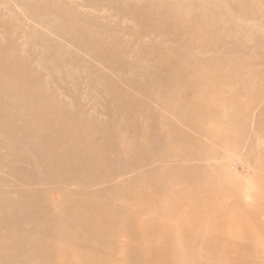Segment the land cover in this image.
Instances as JSON below:
<instances>
[{"label":"rangeland","instance_id":"374dc122","mask_svg":"<svg viewBox=\"0 0 264 264\" xmlns=\"http://www.w3.org/2000/svg\"><path fill=\"white\" fill-rule=\"evenodd\" d=\"M150 8L162 14L153 20L158 27L155 30L139 19L138 10ZM80 24L91 33V42L114 44L115 54L105 55L109 63L102 60L104 53L95 51L75 29ZM0 42L10 54L28 60L56 99L72 111L82 108L84 120L93 127L99 125L109 131L117 125L119 133L130 136L126 126H120L123 114L114 115L117 99L108 96V91H116L119 86L145 103L139 127L134 130H141L147 113L153 118L146 125L147 132L154 137L158 130L162 133L155 139L168 158L174 152L185 153L187 142L168 135L170 126L165 119L201 137L204 159H169L160 164L163 171L161 181H157L159 187L170 181L175 185L168 203L156 210L161 216L171 217L169 221L175 224L163 233L155 227V219L148 230L152 242L148 246H163L167 242L162 234L175 233L174 240L168 242L174 241L169 248L178 259L166 256L165 264H264V0H0ZM164 46L198 59L202 77L199 89H204V95L210 89L207 98L220 91L223 95V100L214 101L216 107L202 120L205 123L197 121L202 133L184 126L137 90L136 86L147 84V76H161L153 54ZM187 62L191 64L190 58ZM210 74L217 75L216 79L211 81ZM4 137L11 139L0 133V140ZM135 141L139 145L140 137ZM114 164L118 172L105 188L117 185L122 189L126 179L139 173L131 161ZM121 165L127 167L118 170ZM186 165L193 167L189 174L196 180L194 188L185 179L186 172L181 171ZM46 170L33 171L0 145V264H7L16 255L15 264H48L45 260L54 259L55 264H146L137 250L146 242L141 238V229H136L137 240H130L133 230L120 233L124 247L120 238L117 242L113 237L127 226L128 219L112 230L108 225L87 228L100 217L82 214L76 201V205L64 202L66 198L78 200L76 192L86 188L57 187L47 178ZM100 185L87 188L85 191L94 197H83L81 204L93 207L104 203L95 194ZM198 188L204 192L200 197ZM166 190L162 191L164 198ZM108 195L116 202H126L122 191H110ZM177 200L175 206L179 209L174 206ZM207 201L215 211L206 214L205 228L195 226L204 220L203 215H198L195 222L186 217L203 213ZM118 211L124 212L122 208ZM27 214L30 217L26 219ZM223 216L239 221L233 224L231 218H225V222ZM215 219V226L229 235L211 229L214 225L210 221ZM188 228L193 232L185 234L189 240L185 244L182 237ZM211 241L222 243L223 251L208 247ZM114 249L116 256H109Z\"/></svg>","mask_w":264,"mask_h":264},{"label":"bare ground","instance_id":"6f19581e","mask_svg":"<svg viewBox=\"0 0 264 264\" xmlns=\"http://www.w3.org/2000/svg\"><path fill=\"white\" fill-rule=\"evenodd\" d=\"M138 11L140 12V22L151 24L153 30L158 28L153 25V20L158 16H162L160 12L152 8L150 10L139 9ZM75 29H79L78 31L82 32V37L88 39L95 51L97 49L98 52L104 53V55H101L103 61L108 62V57L105 56L107 52L115 54L116 48L113 47V43H103L100 40L91 42V33L87 32L88 29L83 24H80ZM101 49L103 50L99 51ZM153 57L156 62V69L161 76L158 75V79H152L147 76V84L136 86L137 90L145 97L153 99L163 109L169 111L184 126L202 133L198 128L197 121L204 120L210 112L214 111L216 107L214 101L223 100L221 91L217 93L220 95L214 93L216 94L215 97L207 98L209 92L207 90L210 89L205 90V95L204 89H199L201 84L198 81H201L200 78H202L199 74L200 62L198 63V59L193 55L181 53L174 48L168 49V47L164 46L161 50H157ZM189 58L191 64L187 62ZM210 76L211 81H213L217 75L213 76L210 74ZM218 90L219 88L216 91ZM114 94L116 95L113 96ZM108 96L117 99L118 106L114 115L123 114L124 121L120 126H126L127 133L130 134L129 137H126V134L119 133L116 128L118 127L117 125L112 126L109 131H104L102 126L93 127L91 124L86 123L84 120L85 111L82 108L80 111H72L65 103L56 99L53 92L44 84L40 74L30 67L28 60L22 59L18 55L10 54L6 46L0 42V133L11 138L8 140V138L4 137V139L0 140V145L10 150L13 158L17 161H23L31 166L33 171L46 168L47 178L58 184L57 187L78 185L81 189L83 186L87 189L92 185L101 184L99 191H97L99 194H95L100 195L99 197L103 199L104 203L102 204L93 207H85L81 204L83 197H94V194L88 193L85 191L86 189L75 191L79 194L78 200L66 198L64 202H69L68 204L71 205L76 201V207L82 214L84 213L96 219L100 217L99 220L91 221L87 228H90V226L102 227L108 225L112 230L122 224L125 219H128L127 226L117 232L113 237V241L117 240L118 242L120 238L121 246L125 247L126 244L122 242L120 233L133 230L130 240H137L140 238L136 229H141L144 232L141 238L146 241L137 247L142 256L141 259L146 264H165L166 256L170 258L174 256L178 259L177 254L172 253L169 248V245L174 241L168 242L172 238L174 240L175 233H172L173 235L171 233L162 234V240L167 242L163 246L159 245L155 248L148 246V242L152 245L148 230L152 228V223L155 219V227L163 233L168 228H172V224H175L169 221L171 217L161 216L156 210L159 205H162L163 208L168 203V197L174 192L172 186L175 185V183L170 181L166 186L159 187L157 181H161L160 176L163 171L160 164L169 162V159L174 161H199L204 159L205 152L203 153L200 149L201 137L194 132L189 133L186 129L178 128L176 126L178 124L170 123L165 119L170 126L167 128L168 135L176 140L183 139L187 142L184 147L186 149L185 153L174 152L168 158L167 154L158 148V143L155 139V137L161 138L162 133L158 130L157 135L154 137L153 133L147 132L148 122H152L151 119H153L147 117V113L143 117L144 124L141 130H134L136 126L139 127L142 118L140 111L144 114L142 111V108L145 107L143 100L119 86L116 91H108ZM200 102L202 105L199 104ZM184 109L192 111L191 114L184 113ZM202 122L205 123V121ZM155 126L157 129L160 127L157 122ZM138 137L141 139L139 145L135 141ZM23 150H27V152ZM115 161L120 164L131 161L134 168L139 170V173L137 171V174L133 177L126 179L122 189L117 185L115 187H104L105 184L113 180L115 173L118 172L115 167L113 168ZM122 165L121 167L119 166L118 170H123V168L127 167ZM192 170L193 167L190 165L181 168V171L186 172L185 179L193 184L190 183V187L194 188L196 180L189 174ZM164 190H166L167 196L165 198L162 195ZM110 191L117 194L122 191L123 199L126 202H116L112 198L109 199L108 194ZM202 194H204L203 189L198 188L197 196L200 197ZM180 200H183V198ZM176 203H179L178 200L174 203V206ZM178 207L175 206L176 209H179ZM214 207L211 201H207L203 207V213H190L186 218L194 221L195 218L200 217L198 215H203L204 220L196 222L195 226L197 224L205 228L207 223L205 219L208 217L206 214L209 211H215ZM34 208L33 210H35ZM118 208L120 210L122 208L124 212L118 211ZM29 217L30 215L27 214L26 219ZM140 217L141 223L139 221ZM223 218V221H225V218H231L232 223L239 221V218L235 221L236 218L231 216H223ZM15 219L20 220L19 217H15ZM214 221L217 222V219L210 221L214 225L211 229H216L215 233H222V229L217 225L215 226ZM16 222L19 223V221ZM79 224L81 225V222ZM134 231L136 232L135 235ZM190 232H193L191 228L184 232L183 243L188 244L189 240L186 241L187 237L185 234ZM223 232L222 236L230 234L228 231L223 230ZM124 234L126 233L124 232ZM208 247H213L219 253L223 251V244H218L215 241H211ZM164 254L165 256L163 257ZM112 255L116 256L115 249L109 254V256ZM17 256L10 259L7 264L16 261ZM45 262L55 264L57 260L54 259L51 262L45 260ZM169 263L167 262L166 264ZM91 264L114 263H95L94 261Z\"/></svg>","mask_w":264,"mask_h":264}]
</instances>
